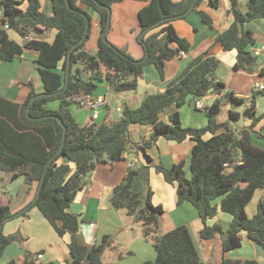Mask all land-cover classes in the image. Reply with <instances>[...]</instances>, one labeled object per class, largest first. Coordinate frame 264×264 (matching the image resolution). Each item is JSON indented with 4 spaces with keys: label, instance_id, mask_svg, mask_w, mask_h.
Returning <instances> with one entry per match:
<instances>
[{
    "label": "trees",
    "instance_id": "trees-1",
    "mask_svg": "<svg viewBox=\"0 0 264 264\" xmlns=\"http://www.w3.org/2000/svg\"><path fill=\"white\" fill-rule=\"evenodd\" d=\"M69 1L73 9L68 7L66 0H52L53 13L47 14L41 9V0H0L2 25L9 24V30L23 38L22 43L17 42L10 37L9 30L0 26V59L11 61L26 49L37 51L38 70L45 91L57 92L37 98L31 105L30 100L36 95L33 87L23 103L0 95V170L11 172L12 178L24 176L29 185L35 182L40 185L42 181L37 199L21 214L26 215L32 206H37L60 237L70 235L69 258L64 264H104V252L108 248L118 250L114 237L105 234L92 246L83 244L77 237L83 220L80 214L70 211L86 178L99 164L121 160L129 145L135 147L138 155L137 148L148 149L160 137L176 142L189 138L194 146L188 168L186 158L171 166L160 159L153 166L165 181L176 186L178 205L189 202L197 209L202 221L199 237L211 239L220 234L222 249L226 252L242 245L241 232L245 231L250 240L264 246V197L258 201L253 215L249 216L246 211L255 191L264 189V145L259 146L253 141L254 135L264 139V134L255 128L264 116V113L257 114L255 106L257 94L264 95V87L252 90L250 106L242 113L231 109L229 120L218 121L225 102L244 104L248 99L227 89L218 77L221 63L218 57L200 54L168 83L164 92L149 94L138 107L125 105L117 120L104 118L82 125L70 108L75 103V96L94 94L98 84L104 81L111 82L116 91L135 90L146 65H154L164 77L166 62L190 50V41L178 34L173 21L185 18L188 14L184 13L194 0H148L139 9L142 30L159 27L143 38L149 52L146 59L145 55L136 58L127 47L103 39L109 7L112 10L115 3L124 0H97L108 7L96 0ZM201 1H196L191 13L196 12L204 24L213 28V17L199 8ZM229 1V12L234 15V21L218 34L216 41L225 51H236L234 69L258 71L264 76V65L251 50L256 45L254 30L247 27L248 23L264 18V0H248L246 10L241 8L239 0ZM81 4L92 7L101 18L95 52L85 48L91 16ZM210 5L218 7L219 0H210ZM50 28L57 29L52 42L33 36ZM74 45L77 46L70 54L68 85L62 90L68 73V54ZM210 93L219 96L203 109L208 117L205 126H184L177 110L170 114L168 121L160 119L162 112L172 106L180 107L188 98L197 108L196 101ZM50 101H58V108H49L47 103ZM241 117L250 122L243 124L240 130L232 128L231 120ZM59 118L66 126V138L62 152L52 159L63 142L64 127ZM134 124L152 125L151 137L143 143L132 142L130 131ZM207 134L210 136L205 138ZM151 167L152 164L145 166L141 162L130 166L122 181L113 188L110 198L112 206L125 209L141 225L144 237L152 242L156 258L145 260L143 264H211L201 259L186 224L158 233L160 217L165 210L162 204L152 201ZM220 211L232 216L228 230L214 220ZM15 214L10 205L0 203V257L9 244L23 238L20 232L4 234L2 231L5 222ZM118 256L123 257V253L119 251ZM8 264L38 263L31 258ZM222 264L260 263L256 259L224 258Z\"/></svg>",
    "mask_w": 264,
    "mask_h": 264
},
{
    "label": "crops",
    "instance_id": "crops-1",
    "mask_svg": "<svg viewBox=\"0 0 264 264\" xmlns=\"http://www.w3.org/2000/svg\"><path fill=\"white\" fill-rule=\"evenodd\" d=\"M147 1L124 0L112 6V21L108 32V39L117 46L127 47L129 52L136 58H142L146 54L144 45L139 39L144 30H142L139 23L138 11ZM239 2L241 8L246 10L248 0H239ZM41 4V9L45 13H53L52 0H41ZM81 6L91 16L90 33L85 48L95 52L98 48L101 18L92 7L84 4H81ZM199 8L207 11L213 17L214 27L210 28L204 24L196 12L191 13L190 11L185 18L175 19L173 25L180 36L190 41V50L166 62L164 77L160 76L154 65H146L143 74L140 76L138 87L135 90L116 91L111 82H100L94 95H104L107 103L101 108L100 116L97 120L104 118L107 121L117 120L121 117L118 107L122 109L125 105L138 107L149 94L164 92L168 83L175 79L190 64L193 58L200 54L218 57L221 60L217 70L218 77L225 82L227 89L233 90L237 96L248 99L244 104L232 101L225 102L222 106V118L218 116V121L229 120L231 109L242 113L246 107L250 106L252 90L254 88L261 89V86L264 85V76L260 75L258 71L248 72L243 69H234L233 64L236 60V51H225L222 45L216 41L218 34L226 30L234 21V15L229 12L230 1L219 0V6L213 7L210 5V0H202ZM2 19L3 10L0 5V24H2ZM247 27L254 30L256 45L251 47L254 53V49H259L264 44V18L257 22L248 23ZM158 29L159 27L147 30L143 38ZM46 33H50V35L47 36ZM56 34L57 29L50 28L40 34H33V36L42 39L46 35L45 40L52 42ZM9 35L19 43L23 42V38L14 30H9ZM257 56L260 58V64L264 65V53L260 52ZM37 58V51L26 49L22 55L15 57L11 61L0 59V95L15 102L23 103L27 100L32 87L36 95L45 92L38 70ZM75 70L76 66L73 67V71ZM214 95L216 96L217 94H211L205 100L207 105L215 100ZM114 97H116L115 108L110 106ZM124 100L127 103H124ZM189 100L188 98L187 102L180 107L172 106L168 108L161 113L160 119L168 121L170 114L177 110L180 113L184 126H205L208 123L206 112L205 115L201 114L203 109L194 108L189 103ZM49 103H47V106H49ZM255 106L257 114L264 113V95L257 94ZM70 108L80 124L86 125L94 121L92 111L80 103L75 102ZM79 116L86 117L85 123L79 121ZM241 119L244 121L243 124L250 122L249 119L243 117L238 120ZM233 121L235 120H231L232 128L240 130L243 125H234ZM255 128L264 134V116ZM153 131L152 125L134 124L131 126L130 131L131 141L143 143L151 137ZM209 136L210 134H207L205 138ZM253 141L259 146L264 145V139L259 138L257 135H254ZM193 146L194 142L189 138L183 142H176L160 137L155 144L146 149V153L152 158L150 163L152 167L149 170L150 184L154 191L152 201L154 204L163 205L164 213L168 212L173 217L176 226L181 224L187 225L203 261L211 264H222L224 258L248 259L245 252H241L242 250L237 251L240 247L242 249L247 240H250L245 231L241 232L242 245L226 252L222 249V237L220 234L211 239H201L199 231L202 228V221L197 209L189 202L178 205L176 186L165 181L161 173L154 174V172H158L153 166L155 159L156 163L161 159L165 165L171 166L180 159L186 158V167L188 168ZM137 151L138 155H136L135 147L129 145L121 160L99 164L93 173L86 178L83 188L77 193L70 205V211L80 214L83 220L77 232L80 242L87 246H92L99 242L105 234L114 237L118 250L112 249L109 259L106 258L105 251L102 257L104 264H143L145 260H154L156 258V250L152 242L144 237L141 225L136 223L127 214L125 209L114 208L110 201L113 188L122 181L131 163L134 162L137 165L140 162L138 148ZM1 172L4 175L1 174L0 178H3L6 185L2 186L0 203L10 205L12 212L16 213L15 216L5 222L2 231L4 234L20 232L23 238L20 241H14L5 248L0 257V264H8L13 260L23 262L31 258H34L38 264H56V261L67 260L69 258L68 242L70 235H66L63 238L60 237L37 206H32L26 212V215L21 214L24 208L35 202L40 186L39 183L35 182L29 185L26 183L24 176L12 178L11 172ZM154 180L160 182L161 188L159 190L154 187ZM9 195H11V198H9ZM224 213L220 211L214 220L219 222L226 221L230 224L232 216H227ZM247 213L250 216L248 211ZM160 229L162 233L166 232V230ZM33 239L37 240L36 251H32L31 249L32 245L30 243ZM261 246L264 249V246ZM124 249L128 251L124 252ZM255 250L258 262L264 264V250H262V253L256 248ZM119 251L123 253V257L118 256ZM138 252L140 254L136 258L138 260L135 259L134 262H131V258ZM38 253L43 254L42 259H38ZM34 254H36L35 257ZM114 256L117 258L116 261L113 260ZM60 264L63 263L61 262Z\"/></svg>",
    "mask_w": 264,
    "mask_h": 264
},
{
    "label": "rangeland",
    "instance_id": "rangeland-1",
    "mask_svg": "<svg viewBox=\"0 0 264 264\" xmlns=\"http://www.w3.org/2000/svg\"><path fill=\"white\" fill-rule=\"evenodd\" d=\"M46 34H47V36L50 35V33H46ZM12 35H13V34H12ZM44 36L46 37V35H44ZM45 37H43L42 39H45ZM123 102H124V103H127L125 100H124ZM204 103L207 105V102L204 101ZM115 104H116V97H114V98L112 99V102H111L110 106L115 108ZM57 106H58V102H50L48 107L51 108V109H53V108H57ZM114 110H115V109H114ZM201 114L205 115V111L202 110V111H201ZM219 116H220V118H222V113H221ZM78 119H79V121H80L81 123H85V121H86V117H83V116H79ZM233 123H234V125L242 126L243 123H244V121H243V119H241V120H235V121H233ZM155 163H156V159H155V161L153 162V165H155ZM156 173H159V172H154V174H156ZM1 174L4 175V173L0 171V175H1ZM5 185H6V182L3 181V178H0V194H1L2 186H5ZM153 185H154V187H155L156 189H158V190L161 188V184H160V182H159L158 180H157V182L154 180ZM263 197H264V189H262V188L257 189V190L255 191V194H254L253 199H252V200L250 201V203L247 205V211L250 213V216L253 215V214L256 212L258 201H259L261 198H263ZM9 198H11V195H9ZM224 214H226L227 216H229L228 213H224ZM224 219H225V218H224ZM220 222L222 223L224 230H228L229 223L226 222V221H220ZM175 227H176V224H174V219H173V217H171V215H170L168 212H166V213H164L163 215H161V217H160V222H159V232H158V233H162V232L160 231V230H161L160 228L166 230V232H167V231H169V230H171V229H173V228H175ZM219 236H220V235H219ZM220 238H221V237H220ZM149 241H150V240H149ZM150 242H151V241H150ZM30 244L32 245V248H31L32 251H36V249H37V240L33 239V241H31ZM240 248H241V247H240ZM240 248L237 249V251H238V250H242L241 252H245V255H247L246 258H248V259H256V260H257V257H256V252H255L256 250H255V248H256L259 252H261V253H262V250H264L263 247H262L261 245H259L257 242L251 241V240H249V241L247 240V241L244 243L242 249H240ZM111 250H112V249H110V248H108V249L106 250V258H107V259L110 258V255H109V254H110ZM123 251H124V252H127L128 250H127V249H124ZM126 254H127V253H126ZM35 256H36V254H34V257H35ZM138 256H140L139 252L131 258V262H134V260H135L136 258H138ZM113 260L116 261L117 258L114 256ZM136 260H138V259H136ZM65 261H66V260H65ZM65 261H60V262H57V261H56L55 263H56V264H60V263L62 262V263L64 264ZM257 261H258V260H257Z\"/></svg>",
    "mask_w": 264,
    "mask_h": 264
},
{
    "label": "water",
    "instance_id": "water-1",
    "mask_svg": "<svg viewBox=\"0 0 264 264\" xmlns=\"http://www.w3.org/2000/svg\"><path fill=\"white\" fill-rule=\"evenodd\" d=\"M66 1H67V5H68V7H69L70 9H73L72 6H71V4H70V1H69V0H66ZM96 1H97V0H96ZM196 1H197V0H194V1H193V3L191 4V6H190V7L188 8V10L184 13L185 15L188 14V13L194 8V6H195V4H196ZM97 3L100 4V5H102V6H104V7H108V6H106V5L101 4L99 1H97ZM111 15H112V10H111V8L109 7V18H108L107 28H106V30H105L104 33H103V39H104L105 42H107V43H110V40L108 39V32H109V30H110V26H111ZM89 27H90V21L88 20L86 33L88 32ZM150 28H151V27L146 28V29L144 30V32L140 35V38H139L140 41L143 43L144 48H145V51H146V54H145L144 59H146V58L149 56V52H148V47H147V45H146V43H145V41H144V39H143V36H144L145 32H146L147 30H149ZM83 39H84V37L82 38L81 42L83 41ZM76 46H77V45H74V46L71 48V50H70V52H69V54H68V73H67V77H66V83H65V86H64V88H63L62 90H64V89L67 87V85H68V81H69V71H70V54H71V52L74 50V48H75ZM60 91H61V90H60ZM58 92H59V91H58ZM55 93H57V92H55ZM55 93H49V92H47V91L42 92V93H39V94H37V95H35V96H33V97L31 98V100H30V105H31V104H32L37 98L46 97V96H52V95H54ZM30 105H29L28 108H27V112L30 110ZM59 122H60V123L63 125V127H64L63 142H62V145H61V147L59 148V150H58V151L54 154V156L52 157V159H53L55 156H57L58 154H60V153L62 152L63 147H64L65 138H66V131H67L66 126H65V124H64V122H63V120H62L61 118H59ZM138 150H139V161H140L143 165H145V166H149L150 163H151V160H150L149 155L146 153V149L142 146V147H140ZM52 159H51V160H52ZM51 160L49 161V163L51 162ZM41 187H42V181H41V183H40V186H39V189H38V193H39ZM36 199H37V198H36Z\"/></svg>",
    "mask_w": 264,
    "mask_h": 264
},
{
    "label": "built area",
    "instance_id": "built-area-1",
    "mask_svg": "<svg viewBox=\"0 0 264 264\" xmlns=\"http://www.w3.org/2000/svg\"><path fill=\"white\" fill-rule=\"evenodd\" d=\"M3 10V8H2ZM0 26H3V28L8 29L9 28V24H0ZM28 38V37H26ZM260 52L264 53V44L259 48V49H254V53L255 54H259ZM184 53L182 52L181 55H183ZM264 85L261 86V88H263ZM214 94V93H211ZM208 94L206 96H203L201 98H199L196 101V107L198 109H204L207 105L204 103L205 100H207L209 98ZM216 94V93H215ZM215 99L218 97V94L215 96ZM75 102L80 103L81 105H83L84 107L89 108L92 111V118L94 120H97L100 116V111L101 108L105 106V104L107 103L106 97L104 95H94V94H79L77 96L74 97ZM118 111L121 115L122 113V108L118 107ZM131 166L134 167L136 166V164L134 162L131 163ZM38 259H42L43 258V254L42 253H38Z\"/></svg>",
    "mask_w": 264,
    "mask_h": 264
}]
</instances>
